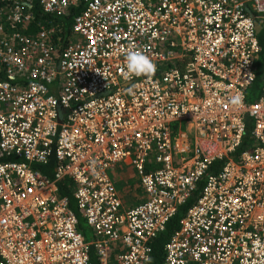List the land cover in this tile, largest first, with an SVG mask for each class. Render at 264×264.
Masks as SVG:
<instances>
[{"label":"built area","instance_id":"built-area-1","mask_svg":"<svg viewBox=\"0 0 264 264\" xmlns=\"http://www.w3.org/2000/svg\"><path fill=\"white\" fill-rule=\"evenodd\" d=\"M256 24L264 0H0V264H147L201 179L159 264H264V55L258 96L229 104L253 81ZM130 49L153 76L125 79ZM246 117L254 142L232 159ZM50 158V176L33 167ZM118 165L143 193L131 206Z\"/></svg>","mask_w":264,"mask_h":264},{"label":"trees","instance_id":"trees-1","mask_svg":"<svg viewBox=\"0 0 264 264\" xmlns=\"http://www.w3.org/2000/svg\"><path fill=\"white\" fill-rule=\"evenodd\" d=\"M60 22H65V30L64 32L68 31V23L70 22L69 19H61ZM257 42L260 47V51L257 54L256 60H255V69H254V78L251 83V85L245 90V103L252 102L259 94L260 91V78L262 74V60L264 55V27H262L257 35ZM248 118H245V131L242 135V138L240 140L239 145L235 148V150L230 154V158L236 159L238 155L246 148L250 147L253 144V139L249 134V128L250 123ZM222 161L217 160L211 163V165L206 169L205 174L208 173H214L216 172L219 167L221 166ZM53 159L50 158L44 163H34L33 167L38 169L43 174L50 176L53 172ZM203 179L199 181L198 187L202 184ZM198 187L193 192L192 196L189 197L184 203L180 204L177 208L175 213L166 221L164 229L152 240L151 242V253H150V259L147 264H159L162 259V245L164 241L168 238L170 233L177 228L178 221L180 217L183 215L185 209L191 204L193 199L198 193ZM58 191L60 195L66 196L68 199V204L70 208L75 212L77 217V222H79L80 218L76 212L75 206H74V200L70 194V188H69V180L67 178H63L58 182ZM78 227L80 228L79 224ZM89 259L92 264H97L95 257L92 255V252H90Z\"/></svg>","mask_w":264,"mask_h":264},{"label":"clouds","instance_id":"clouds-1","mask_svg":"<svg viewBox=\"0 0 264 264\" xmlns=\"http://www.w3.org/2000/svg\"><path fill=\"white\" fill-rule=\"evenodd\" d=\"M156 70L155 64L143 51L138 49H130L127 51L124 60V69H122L126 80L132 76L149 78L155 74ZM128 91L131 92L132 88L129 87ZM244 99L243 92H238L230 97L229 104L233 108L238 109L243 105Z\"/></svg>","mask_w":264,"mask_h":264},{"label":"crops","instance_id":"crops-1","mask_svg":"<svg viewBox=\"0 0 264 264\" xmlns=\"http://www.w3.org/2000/svg\"><path fill=\"white\" fill-rule=\"evenodd\" d=\"M120 167H121L120 165L115 166V168H118L119 170H121ZM126 167H128V166H125V168ZM114 169L111 172L115 173ZM124 172L125 173L129 172V174L126 173V175L124 177L123 172H121V171L118 172L119 173V176H118L119 181L118 182L122 183V185H120L121 190L118 187H116V188H117V191L119 192V195H120V198H121L123 205L124 206H131L132 204H134L137 201H140L142 199L143 193L140 190V188L136 185V182H133V181L130 183L128 182L127 178H130L129 167L127 169H125Z\"/></svg>","mask_w":264,"mask_h":264},{"label":"rangeland","instance_id":"rangeland-1","mask_svg":"<svg viewBox=\"0 0 264 264\" xmlns=\"http://www.w3.org/2000/svg\"><path fill=\"white\" fill-rule=\"evenodd\" d=\"M248 120H249L250 128H251V119L248 118ZM246 126L247 125H245V128H246ZM250 128H249V130H250ZM127 168L128 167L125 168V166L121 165V170H119L118 168H115L114 169L115 173L111 172V174H110V171L108 172L113 184L115 185V187H118L120 190H121V186L120 185H122V183L118 182L119 181V179H118L119 173L118 172H120V171L123 172V175L125 177L126 173L129 174V172H126V173L124 172L125 169H127ZM129 171H130V178H127L128 182L129 183L132 182V181L135 182L137 180V176L134 174V172H132L130 167H129ZM78 224H79L80 229H81L80 231L84 234L85 238L87 240H90L91 236H92L91 230L88 227L85 226V223L81 219L79 220Z\"/></svg>","mask_w":264,"mask_h":264},{"label":"water","instance_id":"water-1","mask_svg":"<svg viewBox=\"0 0 264 264\" xmlns=\"http://www.w3.org/2000/svg\"><path fill=\"white\" fill-rule=\"evenodd\" d=\"M259 30H260V26H259V24H256L255 25V31L258 32Z\"/></svg>","mask_w":264,"mask_h":264}]
</instances>
